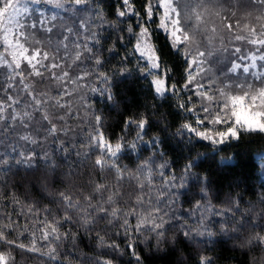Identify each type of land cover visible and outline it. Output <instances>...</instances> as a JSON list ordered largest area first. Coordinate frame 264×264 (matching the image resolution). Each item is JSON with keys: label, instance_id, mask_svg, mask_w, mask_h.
Wrapping results in <instances>:
<instances>
[{"label": "snow or ice", "instance_id": "1", "mask_svg": "<svg viewBox=\"0 0 264 264\" xmlns=\"http://www.w3.org/2000/svg\"><path fill=\"white\" fill-rule=\"evenodd\" d=\"M0 74V264H264V0H0Z\"/></svg>", "mask_w": 264, "mask_h": 264}, {"label": "trees", "instance_id": "2", "mask_svg": "<svg viewBox=\"0 0 264 264\" xmlns=\"http://www.w3.org/2000/svg\"><path fill=\"white\" fill-rule=\"evenodd\" d=\"M98 3H102L106 9L114 10L115 7L119 5V0H97ZM137 8L140 9L143 6V0H136ZM75 16L70 19L66 18L64 23L72 24V20ZM154 39L158 45L160 55L163 59L169 63L175 65L178 69L182 64V61L177 57L174 52H171L168 45V40L162 32H155ZM5 86V78L0 74V100L5 99V93L3 91ZM14 94V92H13ZM98 100V98H96ZM102 103V102H100ZM119 133V130H116ZM81 138L86 139V137L81 135ZM264 149V143L254 142L242 149V163L243 168L241 169V179L242 182L247 186L246 190L251 189L259 192L260 184L264 181V162H262L261 150ZM188 205L185 204L182 211H187ZM223 255L227 261V264H239L241 259L238 256H233L230 251L225 250ZM156 264H162V262L157 261Z\"/></svg>", "mask_w": 264, "mask_h": 264}, {"label": "rangeland", "instance_id": "3", "mask_svg": "<svg viewBox=\"0 0 264 264\" xmlns=\"http://www.w3.org/2000/svg\"><path fill=\"white\" fill-rule=\"evenodd\" d=\"M32 7H33L32 15L34 17H39V13L40 12H43L45 14V16H49L50 17L56 11V10H54V9L44 5V4H41L39 6H32Z\"/></svg>", "mask_w": 264, "mask_h": 264}]
</instances>
